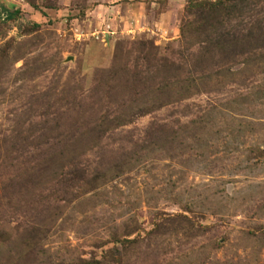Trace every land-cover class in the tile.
I'll list each match as a JSON object with an SVG mask.
<instances>
[{
    "label": "rangeland",
    "instance_id": "obj_1",
    "mask_svg": "<svg viewBox=\"0 0 264 264\" xmlns=\"http://www.w3.org/2000/svg\"><path fill=\"white\" fill-rule=\"evenodd\" d=\"M0 264H264V0H0Z\"/></svg>",
    "mask_w": 264,
    "mask_h": 264
},
{
    "label": "trees",
    "instance_id": "obj_2",
    "mask_svg": "<svg viewBox=\"0 0 264 264\" xmlns=\"http://www.w3.org/2000/svg\"><path fill=\"white\" fill-rule=\"evenodd\" d=\"M212 5H214L213 3H212ZM248 40H249V38H248ZM248 40H247V42H248ZM237 42H238V44L240 43V41H238V40H236ZM244 44H245V41H244ZM236 45V48H238V45H237V43L236 44H233V43H231V42H228V43H223V41H220V46L218 45V48L219 49H222V50H228L229 49V47H233V46H235ZM243 45H241L240 47H242ZM222 47H224V49L222 48ZM231 51H233V48H232V50ZM243 51H241V53H242ZM238 53H240V52H238ZM240 53V54H241Z\"/></svg>",
    "mask_w": 264,
    "mask_h": 264
}]
</instances>
